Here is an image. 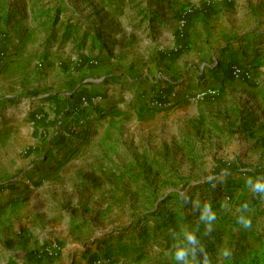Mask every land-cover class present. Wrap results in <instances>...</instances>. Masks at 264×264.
<instances>
[{
  "label": "rangeland",
  "instance_id": "374dc122",
  "mask_svg": "<svg viewBox=\"0 0 264 264\" xmlns=\"http://www.w3.org/2000/svg\"><path fill=\"white\" fill-rule=\"evenodd\" d=\"M165 1L160 21L168 29L175 28L179 42L187 24L200 16L208 19L217 13L218 20L228 21L230 28L217 38L220 55L230 47L227 38L232 37L233 28L264 27V0ZM150 3L154 2L147 0L146 6ZM13 5V0H0V44L7 37L1 24L9 25ZM147 11L144 17L151 27L157 24L156 16L151 9ZM238 11L241 26L232 15ZM134 19L131 16L132 25ZM130 27L131 35L135 27ZM145 35L154 37L151 32ZM256 38L246 48L248 53L242 49L239 61L227 66L232 77L249 86V104L258 99L264 103V33ZM90 46L76 48L79 56L87 58L84 64L64 65V88L50 86L46 96L33 92L18 100L13 112L0 114V264H32L44 258L52 264H171L167 255L170 233L182 225L195 227L198 219L181 196L198 197L217 211L214 232L201 237L214 260L217 246L227 244L233 251L228 264H264V197L245 187L246 177L264 175V144L254 143L263 171L237 166L230 173L237 172L238 178L223 179L212 174L207 164L204 169V165L190 168L188 158L204 153L202 142L169 143L162 137L159 141L156 133L166 127L160 128L159 119L144 117L141 111L167 107L151 103L165 98L152 88L132 95L109 92L104 78L87 79L104 65L98 54L107 49L104 43ZM36 60V71L60 67L41 56ZM211 64L215 69L219 61ZM236 67L246 70L248 77H235ZM77 68L85 72L79 76ZM138 119L149 124L136 125ZM225 130L230 138L245 141L242 128ZM241 202L249 206L253 226L248 230L236 223ZM225 203L228 206L222 207ZM10 235L28 236L16 244L24 254L5 251L15 245L10 244Z\"/></svg>",
  "mask_w": 264,
  "mask_h": 264
},
{
  "label": "crops",
  "instance_id": "0c3cea01",
  "mask_svg": "<svg viewBox=\"0 0 264 264\" xmlns=\"http://www.w3.org/2000/svg\"><path fill=\"white\" fill-rule=\"evenodd\" d=\"M146 1L13 0L12 19L6 27L1 24L7 37L0 44V114L13 112L17 101L25 100L26 95L33 92L46 96L50 92L47 90L56 84L64 88L67 73L64 65L84 64L87 60L78 55L76 48L104 43L107 49L99 54L97 50L93 52L104 65L88 74L87 79L104 78L109 92L121 90L132 95L149 88L158 90L168 106L161 110H144L141 114L159 119L158 126L166 127L156 133L159 141L162 137L169 143L202 142L201 157L188 158L187 148L184 149L190 168L204 165V169L207 164L212 174H220L223 179L238 178L237 172L230 173L237 166L249 172L263 171L259 147L255 146L264 144V103L258 99L249 104V86L232 77L227 66L239 61L242 49L245 48L243 53L249 52L246 48L253 46L258 34L264 33V27L244 24L233 28L229 33L232 37L227 38L230 47L226 46L224 54L220 55L216 50L217 38L230 28L228 21L218 20L217 13L208 19L200 16L187 24L186 35L179 42L174 37L175 28L168 29L169 26L160 21L162 13L165 14L162 2L166 1L150 0L154 3L147 6ZM149 9L157 22L151 27L144 17ZM232 15L240 25V11ZM131 16H135L133 25ZM130 26L135 27L131 35ZM148 32L154 37L147 38ZM40 56L46 62L60 63V67L46 66L36 71L33 62H38L36 58ZM215 60L219 61V66L213 69L211 63ZM84 72L81 68L76 70L79 76ZM208 87L216 90L214 96L192 100L191 95ZM135 123L149 124L145 119ZM236 127L242 128L244 142L230 138L225 130ZM200 129L209 133H197ZM7 238L11 245L15 244L10 249L5 248L8 254L25 253L16 244L28 236ZM32 264L52 263L44 258Z\"/></svg>",
  "mask_w": 264,
  "mask_h": 264
},
{
  "label": "clouds",
  "instance_id": "9594fccd",
  "mask_svg": "<svg viewBox=\"0 0 264 264\" xmlns=\"http://www.w3.org/2000/svg\"><path fill=\"white\" fill-rule=\"evenodd\" d=\"M211 182V178H210ZM245 187L254 195L264 197V175H252L245 178ZM182 203L190 205L197 214L195 227L180 226L172 230L171 246L167 250L171 264H228L233 257V251L227 244L217 246L215 260L202 242L201 237L210 235L215 230L218 221L217 211L210 202L201 199L181 196ZM225 203L222 207H227ZM236 223L243 229H251L252 219L248 215L249 206L247 202H241L237 208ZM201 226L203 231L201 232ZM198 233L200 235L198 236Z\"/></svg>",
  "mask_w": 264,
  "mask_h": 264
},
{
  "label": "built area",
  "instance_id": "2783aa9c",
  "mask_svg": "<svg viewBox=\"0 0 264 264\" xmlns=\"http://www.w3.org/2000/svg\"><path fill=\"white\" fill-rule=\"evenodd\" d=\"M233 75L235 77H243V78H247L248 77V72L246 70H243L241 68H234L232 71ZM216 94V90L214 88H203L200 89L199 91H197L196 93H194L191 98L194 101H200L203 100L209 96H213ZM154 106L157 107H162V106H166L168 105V102L164 99H158L155 100L153 102H151Z\"/></svg>",
  "mask_w": 264,
  "mask_h": 264
}]
</instances>
